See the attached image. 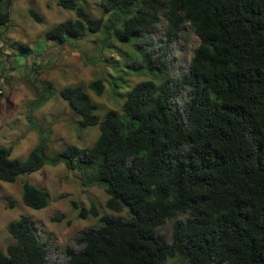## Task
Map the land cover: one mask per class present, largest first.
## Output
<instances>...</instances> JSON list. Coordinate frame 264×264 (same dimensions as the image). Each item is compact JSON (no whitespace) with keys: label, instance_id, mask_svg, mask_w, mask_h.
Instances as JSON below:
<instances>
[{"label":"trees","instance_id":"obj_1","mask_svg":"<svg viewBox=\"0 0 264 264\" xmlns=\"http://www.w3.org/2000/svg\"><path fill=\"white\" fill-rule=\"evenodd\" d=\"M7 2L0 0V29L8 23ZM55 2L74 18L46 29V40L70 45L98 34L100 53L132 41V58L141 63L124 67L154 78L126 91L120 114L107 110L98 116L79 85L58 90L77 128L97 126L88 147L53 152L48 132L29 116L37 140L26 155L10 158V149L0 146V182L62 164L82 186L107 195L105 208L116 214L72 202L78 218L97 221L76 235L74 249L64 250L63 264H162L171 258L181 264H264V0H104L97 18L79 0ZM27 14L42 19L30 7ZM161 16L164 45L139 49L140 36L155 29ZM183 25L198 43L185 73L170 79L162 61L165 44ZM14 46L29 52L25 44ZM160 48L164 53L156 54ZM118 82L110 84L115 89ZM45 85L30 111L52 95L50 83ZM87 88L100 95L103 80ZM20 199L31 210L48 202L27 181L20 182ZM171 219L166 239L158 228ZM5 230L11 242L0 250V264H51L28 216L9 221Z\"/></svg>","mask_w":264,"mask_h":264},{"label":"rangeland","instance_id":"obj_2","mask_svg":"<svg viewBox=\"0 0 264 264\" xmlns=\"http://www.w3.org/2000/svg\"><path fill=\"white\" fill-rule=\"evenodd\" d=\"M102 1L79 0V4L90 17L97 18L103 15L100 7ZM29 7L41 16L40 22L28 16ZM7 12L8 23L0 29V146L10 149V158H23L37 140L36 132L27 122L28 116L39 128L48 132L53 152L66 145L88 147L94 141L98 134L97 126L77 128L75 115L58 95L61 87L81 86L95 104L94 112L101 116L107 110L120 114L126 91L137 82L154 80L148 74L129 72L124 67H135L136 63H141L139 58H132L135 49L132 41L115 44L112 49L100 53L98 34L81 37L70 45L56 46L55 41L46 40L43 36L46 29L74 18L72 11L60 8L55 0H8ZM164 26L165 20L161 16L155 29L140 36L137 42L139 49L162 47ZM15 43L25 44L29 52L19 53ZM197 43L188 25H183L176 38L165 44L162 61L167 66L166 72L170 79L185 73ZM161 49L156 54H163L164 50ZM98 78L103 80V91L95 95L87 85ZM113 78L121 79L115 89L110 84ZM46 82L51 85L52 95L41 106L30 111L29 104L36 94L46 90ZM180 99L179 96L177 107ZM21 181H27L46 193L48 202L43 209L31 210L22 204ZM106 199L102 188L82 186L78 174L62 164L44 165L31 174L18 177L13 183L0 182V250L4 252L5 246L11 242L5 230L6 224L25 215L30 218L39 240L45 243L50 263L63 264L64 250L74 249L73 239L76 235L94 226L97 221L96 217L90 215L78 218V209L74 208L72 202L84 208L93 204L100 214H116L105 208ZM175 218L183 220L185 215ZM172 221L166 220L158 228V232L166 239L170 238ZM162 264L181 263L171 258Z\"/></svg>","mask_w":264,"mask_h":264}]
</instances>
